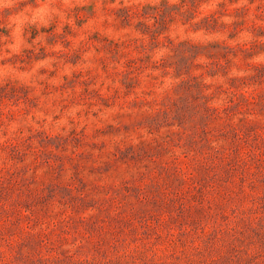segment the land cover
Returning a JSON list of instances; mask_svg holds the SVG:
<instances>
[{
    "label": "rangeland",
    "instance_id": "1",
    "mask_svg": "<svg viewBox=\"0 0 264 264\" xmlns=\"http://www.w3.org/2000/svg\"><path fill=\"white\" fill-rule=\"evenodd\" d=\"M28 2L0 15V264H264V0Z\"/></svg>",
    "mask_w": 264,
    "mask_h": 264
},
{
    "label": "clouds",
    "instance_id": "2",
    "mask_svg": "<svg viewBox=\"0 0 264 264\" xmlns=\"http://www.w3.org/2000/svg\"><path fill=\"white\" fill-rule=\"evenodd\" d=\"M64 3H67L68 0H63ZM156 2H159V0H156ZM179 0H170V3H178ZM23 4L25 5V8L23 11H29L32 8V4L28 2V0H0V15H3L5 9H9V11L12 13V15L9 16V19L13 18V15H15L16 9L19 8V6ZM42 11V9H41ZM22 14V13H21ZM33 22H35L33 20ZM43 27H48L49 25L47 23H44L42 25ZM16 130V126H13L9 131L14 132ZM2 142V140H0Z\"/></svg>",
    "mask_w": 264,
    "mask_h": 264
}]
</instances>
